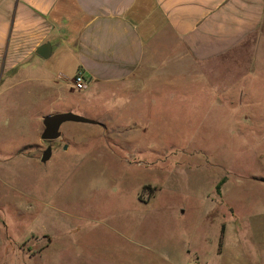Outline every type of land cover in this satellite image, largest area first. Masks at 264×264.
I'll use <instances>...</instances> for the list:
<instances>
[{
	"label": "rangeland",
	"instance_id": "obj_1",
	"mask_svg": "<svg viewBox=\"0 0 264 264\" xmlns=\"http://www.w3.org/2000/svg\"><path fill=\"white\" fill-rule=\"evenodd\" d=\"M174 79L95 104L28 82L0 94V264H264V63ZM55 112L97 123L63 122L41 162Z\"/></svg>",
	"mask_w": 264,
	"mask_h": 264
},
{
	"label": "crops",
	"instance_id": "obj_2",
	"mask_svg": "<svg viewBox=\"0 0 264 264\" xmlns=\"http://www.w3.org/2000/svg\"><path fill=\"white\" fill-rule=\"evenodd\" d=\"M263 48L264 0H0V94L26 82L30 95L67 92L78 70L82 103L118 88L157 94L181 76L192 89L223 62L264 63ZM243 226L222 225L219 256L236 254Z\"/></svg>",
	"mask_w": 264,
	"mask_h": 264
},
{
	"label": "water",
	"instance_id": "obj_3",
	"mask_svg": "<svg viewBox=\"0 0 264 264\" xmlns=\"http://www.w3.org/2000/svg\"><path fill=\"white\" fill-rule=\"evenodd\" d=\"M36 53L43 58H46L49 53V45L44 44L41 45L37 50ZM66 121H73V122H81V123H97L93 119H89L83 115H78L72 112H55L51 114L44 115L42 117V132L40 134V138L45 141H52L61 136L60 132V125ZM52 154V148L50 145L46 146V148L42 151L40 161L46 162L49 160Z\"/></svg>",
	"mask_w": 264,
	"mask_h": 264
},
{
	"label": "built area",
	"instance_id": "obj_4",
	"mask_svg": "<svg viewBox=\"0 0 264 264\" xmlns=\"http://www.w3.org/2000/svg\"><path fill=\"white\" fill-rule=\"evenodd\" d=\"M73 88L76 90H81L84 88L85 80L84 75L81 71H76L72 77Z\"/></svg>",
	"mask_w": 264,
	"mask_h": 264
},
{
	"label": "trees",
	"instance_id": "obj_5",
	"mask_svg": "<svg viewBox=\"0 0 264 264\" xmlns=\"http://www.w3.org/2000/svg\"><path fill=\"white\" fill-rule=\"evenodd\" d=\"M220 182H221V181H219V183H218L217 186H216L217 189H219V184H220ZM222 232H223V228H221V234H222ZM219 245H220V243H219Z\"/></svg>",
	"mask_w": 264,
	"mask_h": 264
},
{
	"label": "flooded vegetation",
	"instance_id": "obj_6",
	"mask_svg": "<svg viewBox=\"0 0 264 264\" xmlns=\"http://www.w3.org/2000/svg\"><path fill=\"white\" fill-rule=\"evenodd\" d=\"M48 145H50L51 148H52V141H47V145L46 146H48Z\"/></svg>",
	"mask_w": 264,
	"mask_h": 264
}]
</instances>
